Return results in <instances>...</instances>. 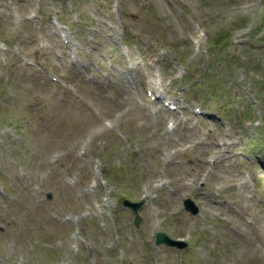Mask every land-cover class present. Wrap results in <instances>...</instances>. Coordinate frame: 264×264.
<instances>
[{
    "label": "rangeland",
    "instance_id": "rangeland-1",
    "mask_svg": "<svg viewBox=\"0 0 264 264\" xmlns=\"http://www.w3.org/2000/svg\"><path fill=\"white\" fill-rule=\"evenodd\" d=\"M0 264H264V0H0Z\"/></svg>",
    "mask_w": 264,
    "mask_h": 264
},
{
    "label": "water",
    "instance_id": "water-1",
    "mask_svg": "<svg viewBox=\"0 0 264 264\" xmlns=\"http://www.w3.org/2000/svg\"><path fill=\"white\" fill-rule=\"evenodd\" d=\"M124 204L130 206L133 209L134 213L137 215V209L141 206L142 203L141 202L131 203L129 201L124 200ZM184 205H185V208L189 210L192 214L197 212V207H195V205L190 200H186L184 202ZM137 222H138V219L136 220V223ZM155 243L156 244L165 243L168 246H177L178 248H184L186 246L185 242L181 240L170 239L169 237H167L164 233L160 231L156 233Z\"/></svg>",
    "mask_w": 264,
    "mask_h": 264
},
{
    "label": "bare ground",
    "instance_id": "bare-ground-1",
    "mask_svg": "<svg viewBox=\"0 0 264 264\" xmlns=\"http://www.w3.org/2000/svg\"><path fill=\"white\" fill-rule=\"evenodd\" d=\"M244 183V182H243Z\"/></svg>",
    "mask_w": 264,
    "mask_h": 264
}]
</instances>
